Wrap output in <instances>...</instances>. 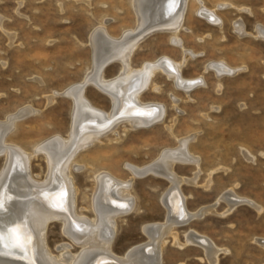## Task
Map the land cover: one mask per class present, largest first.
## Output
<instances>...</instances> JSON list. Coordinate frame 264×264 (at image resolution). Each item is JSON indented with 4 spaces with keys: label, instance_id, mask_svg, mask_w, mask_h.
I'll use <instances>...</instances> for the list:
<instances>
[{
    "label": "rangeland",
    "instance_id": "rangeland-1",
    "mask_svg": "<svg viewBox=\"0 0 264 264\" xmlns=\"http://www.w3.org/2000/svg\"><path fill=\"white\" fill-rule=\"evenodd\" d=\"M203 9H214L222 25L207 20ZM0 17V120H7L29 105L38 110L20 117L6 139L30 152L48 138L60 135L69 139L73 101L62 92L82 81L91 69L90 36L98 25L109 19L108 29L114 36L137 26L133 0H0ZM239 20L251 35L238 34L235 22ZM257 25L264 26V0L188 2L179 36L194 56L188 55L182 74L204 77L206 83L187 94L166 74L158 72L155 80L160 89L150 86L142 98L165 106L164 121L140 129L125 127L121 122L77 154L72 172L79 189L76 208L80 214L95 216L91 199L96 171L109 170L119 178L129 179L127 164L150 163L165 148L177 147L180 139L196 133L190 147L200 155L202 172L199 186L183 185L189 196L188 207L197 209L211 203L233 187L252 203L239 204L225 216L210 214L177 227L178 236L183 241L185 231L194 228L212 237L228 248L221 254L220 264H264V40L256 37ZM171 37L168 32L150 35L134 52L132 64L140 67L163 55L183 59L182 50L171 43ZM216 61L243 69L219 79L214 70L206 68ZM115 63L105 68V76L113 77L119 72L121 65ZM85 93L100 108H112L109 95L94 84H88ZM247 149L251 158L244 154ZM35 153L31 171L35 180L43 182L49 174L48 163L42 152ZM4 164L5 156L1 154L0 174ZM175 169L187 177H194L197 170L182 162H177ZM210 176L212 188L207 189L204 184ZM170 185L167 179L152 174L134 180L132 192L137 207L118 218L114 242L117 254L148 241L143 231L145 224L166 219L162 197ZM254 204L261 205L262 210ZM218 207L220 212L229 208L223 200ZM64 230L61 220L49 223L47 240L56 255L61 254L58 246L73 243ZM81 249L79 245L72 247L74 253ZM164 256V264H209L201 259L205 256L201 247L181 249L174 245L172 236Z\"/></svg>",
    "mask_w": 264,
    "mask_h": 264
},
{
    "label": "bare ground",
    "instance_id": "bare-ground-1",
    "mask_svg": "<svg viewBox=\"0 0 264 264\" xmlns=\"http://www.w3.org/2000/svg\"><path fill=\"white\" fill-rule=\"evenodd\" d=\"M188 2L190 0H133L137 14L135 28L126 29L119 36H114L108 29L109 19H106L92 31L91 69L82 81L61 91L73 101L71 137L65 139L57 135L35 147V152H42L48 163L49 174L45 181L35 180L31 171L32 158L37 153L22 149L6 139L20 117L38 110L29 105L7 120H0V155L5 156L4 168L0 174V235L3 236L0 242V264H164V251L171 236L174 245L181 249L190 245L201 247L205 252L202 260L209 264H220L221 254L228 251L227 247L220 246L212 237L194 228L185 231V240L182 241L176 228L210 214L225 216L237 205L244 202L251 204L252 200L240 196L233 187L221 193L211 203L197 209L188 207L189 196L184 192L183 185H198L202 172L200 155L190 147L192 140L196 139V133L180 139L177 147L165 148L160 157L150 163L127 164L131 173L129 179L119 178L109 170L96 171V186L91 199L94 218L80 214L76 208L79 189L72 168L78 153L121 122L125 127L140 129L164 121L165 106L155 100L147 101L142 98L148 87L160 89L155 80L158 72L166 74L175 85L184 88L187 94L206 83L204 77L189 78L182 74L188 55L194 56L193 51L187 49L179 36L184 26ZM203 14L207 20L222 25V19L214 9H203ZM2 21L3 17H0V25ZM235 28L239 35L252 34L246 31L242 20L235 22ZM256 31V37L264 40V26L257 25ZM157 32L172 34L171 43L182 50L183 59L176 60L163 55L135 67L132 64L134 52L145 39ZM9 36L14 38V34L10 33ZM115 62L121 65L119 72L113 77L105 76V68ZM206 68L214 70L219 79L235 75L243 69L233 67L226 61L209 63ZM88 84H94L109 95L112 103L110 110L100 108L88 98L85 93ZM172 128L168 125L169 130ZM243 151L248 158L252 157L248 149ZM177 162L194 165L197 169L194 177L179 174L175 169ZM144 172L163 177L171 183L162 197L167 217L164 221L145 224L143 231L148 236V241L135 244L120 255L114 251L118 218L136 210L132 185L136 178L144 177ZM211 184L210 176L204 187L208 189ZM222 200L229 207L224 212L218 211ZM254 205L258 210L263 208L261 205ZM54 220L64 223V232L73 241L58 246L60 255L54 254L47 240L49 223ZM13 230L19 236V247L11 235ZM258 241L263 243L261 239ZM75 245L82 248L80 252L72 251Z\"/></svg>",
    "mask_w": 264,
    "mask_h": 264
},
{
    "label": "snow or ice",
    "instance_id": "snow-or-ice-1",
    "mask_svg": "<svg viewBox=\"0 0 264 264\" xmlns=\"http://www.w3.org/2000/svg\"><path fill=\"white\" fill-rule=\"evenodd\" d=\"M12 237H13V240L16 242V246H20V239H19V236L17 234V232L15 230H13V232L11 233ZM3 240V236L0 235V242H2Z\"/></svg>",
    "mask_w": 264,
    "mask_h": 264
},
{
    "label": "water",
    "instance_id": "water-1",
    "mask_svg": "<svg viewBox=\"0 0 264 264\" xmlns=\"http://www.w3.org/2000/svg\"><path fill=\"white\" fill-rule=\"evenodd\" d=\"M142 175H148V172H144Z\"/></svg>",
    "mask_w": 264,
    "mask_h": 264
}]
</instances>
